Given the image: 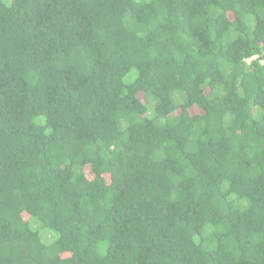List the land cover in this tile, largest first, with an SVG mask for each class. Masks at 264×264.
I'll list each match as a JSON object with an SVG mask.
<instances>
[{
    "label": "trees",
    "instance_id": "obj_1",
    "mask_svg": "<svg viewBox=\"0 0 264 264\" xmlns=\"http://www.w3.org/2000/svg\"><path fill=\"white\" fill-rule=\"evenodd\" d=\"M0 264H264V0H0Z\"/></svg>",
    "mask_w": 264,
    "mask_h": 264
},
{
    "label": "rangeland",
    "instance_id": "obj_2",
    "mask_svg": "<svg viewBox=\"0 0 264 264\" xmlns=\"http://www.w3.org/2000/svg\"><path fill=\"white\" fill-rule=\"evenodd\" d=\"M42 235H43V237H45V238H49V237H50V235H49L48 233H45V232H44Z\"/></svg>",
    "mask_w": 264,
    "mask_h": 264
},
{
    "label": "clouds",
    "instance_id": "obj_3",
    "mask_svg": "<svg viewBox=\"0 0 264 264\" xmlns=\"http://www.w3.org/2000/svg\"><path fill=\"white\" fill-rule=\"evenodd\" d=\"M253 58V57H252ZM252 58L248 59V61H250Z\"/></svg>",
    "mask_w": 264,
    "mask_h": 264
}]
</instances>
